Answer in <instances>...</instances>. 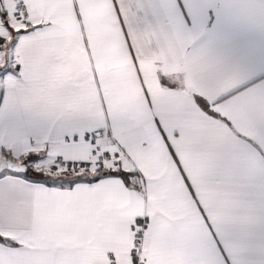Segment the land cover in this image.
I'll return each instance as SVG.
<instances>
[{
	"label": "snow or ice",
	"instance_id": "snow-or-ice-1",
	"mask_svg": "<svg viewBox=\"0 0 264 264\" xmlns=\"http://www.w3.org/2000/svg\"><path fill=\"white\" fill-rule=\"evenodd\" d=\"M175 10L0 0V264H264V186L183 146L145 83L138 33Z\"/></svg>",
	"mask_w": 264,
	"mask_h": 264
},
{
	"label": "crops",
	"instance_id": "crops-1",
	"mask_svg": "<svg viewBox=\"0 0 264 264\" xmlns=\"http://www.w3.org/2000/svg\"><path fill=\"white\" fill-rule=\"evenodd\" d=\"M164 2H179L188 20L175 10L173 22L138 33L149 91L183 146L226 163L250 187L264 186V0Z\"/></svg>",
	"mask_w": 264,
	"mask_h": 264
}]
</instances>
